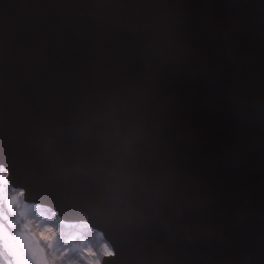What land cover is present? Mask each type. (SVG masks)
I'll return each instance as SVG.
<instances>
[{
  "label": "water",
  "instance_id": "1",
  "mask_svg": "<svg viewBox=\"0 0 264 264\" xmlns=\"http://www.w3.org/2000/svg\"><path fill=\"white\" fill-rule=\"evenodd\" d=\"M0 166L101 264H264V0H0Z\"/></svg>",
  "mask_w": 264,
  "mask_h": 264
},
{
  "label": "trees",
  "instance_id": "2",
  "mask_svg": "<svg viewBox=\"0 0 264 264\" xmlns=\"http://www.w3.org/2000/svg\"><path fill=\"white\" fill-rule=\"evenodd\" d=\"M0 169L5 170L3 166H0ZM10 189L19 190L7 185L5 191L8 195ZM26 204L28 210L23 221L27 229L30 228L37 234L50 264H101L109 244L99 230L91 227L86 221L65 222L48 206L32 202ZM4 222L6 223V220ZM0 264H15L14 256L1 234Z\"/></svg>",
  "mask_w": 264,
  "mask_h": 264
},
{
  "label": "rangeland",
  "instance_id": "3",
  "mask_svg": "<svg viewBox=\"0 0 264 264\" xmlns=\"http://www.w3.org/2000/svg\"><path fill=\"white\" fill-rule=\"evenodd\" d=\"M0 180V234L14 256V263L50 264L37 234L30 228L27 229L23 221L28 210L23 190L10 189V195H8L5 188L11 184L7 178V171L4 169H0ZM109 252L111 249L108 246L107 253Z\"/></svg>",
  "mask_w": 264,
  "mask_h": 264
}]
</instances>
